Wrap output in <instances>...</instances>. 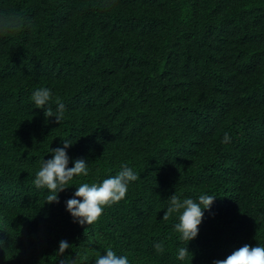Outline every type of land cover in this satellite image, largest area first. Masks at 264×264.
I'll list each match as a JSON object with an SVG mask.
<instances>
[{"label":"trees","instance_id":"obj_1","mask_svg":"<svg viewBox=\"0 0 264 264\" xmlns=\"http://www.w3.org/2000/svg\"><path fill=\"white\" fill-rule=\"evenodd\" d=\"M7 12L26 23L0 34V264H58L61 240L76 264L109 248L130 264H213L264 245V0H0ZM39 87L66 105L59 124L34 108ZM62 139L90 172L47 204L32 181ZM121 163L139 175L125 198L74 223L75 186ZM205 193L217 198L178 261L167 199Z\"/></svg>","mask_w":264,"mask_h":264},{"label":"clouds","instance_id":"obj_2","mask_svg":"<svg viewBox=\"0 0 264 264\" xmlns=\"http://www.w3.org/2000/svg\"><path fill=\"white\" fill-rule=\"evenodd\" d=\"M22 15L14 12L0 13V34H14L25 26ZM30 100L34 108L44 110L45 118H55L59 124L64 118L66 105L59 98L53 99L51 88L39 87L32 91ZM55 105V107H53ZM231 137L224 134L222 143H229ZM76 142V141H75ZM71 139H62V147L50 148L51 158L40 161L39 169L35 172L33 184L38 190H47L45 197L47 204L59 203V193L72 185L74 178L87 177L90 169L88 162L83 159L71 160L68 149L75 143ZM72 167H69V163ZM138 173L127 163H121L115 175L99 182H81L76 187L72 198L65 202V210L70 214L74 223L83 226L92 225L102 215L104 207L119 202L125 198L131 183L137 181ZM217 197L210 194H201L197 199L191 197L179 198L176 194L167 200L166 211L162 220L167 221L172 215H176L178 222L173 225V230L179 233V239L185 241L186 246L179 247L176 259L184 262L191 253L187 247L199 233V225L205 211L211 210V205ZM2 246V242H0ZM73 247L67 240H61L55 251L58 257H63L58 264H76V258L66 255V250ZM155 251L160 254L165 251L162 243L153 245ZM192 254V253H191ZM95 264H130L129 257L118 255L111 248L106 250V255L96 254ZM213 264H264V245L248 244L234 250L225 259H217Z\"/></svg>","mask_w":264,"mask_h":264}]
</instances>
